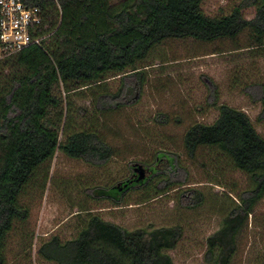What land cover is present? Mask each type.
I'll return each instance as SVG.
<instances>
[{
  "label": "rangeland",
  "instance_id": "374dc122",
  "mask_svg": "<svg viewBox=\"0 0 264 264\" xmlns=\"http://www.w3.org/2000/svg\"><path fill=\"white\" fill-rule=\"evenodd\" d=\"M243 1L203 0L201 10L219 18ZM254 15V7L242 8L245 20ZM135 68L141 73L140 87L128 70L87 88L56 90L63 99L61 129L95 130L113 154L106 163L91 165L56 151L38 168L19 195L27 217L16 221L4 240V264H55L39 257L40 245L54 236L74 239L92 215L127 231L176 228L180 237L167 251L172 264H208L206 241L237 209L249 179L214 148L201 147L189 159L183 135L193 124H212L218 107L227 105L244 112L264 139V120L259 119L264 39L258 44L249 29L235 39L209 43L166 39ZM99 95H109L104 104L97 102ZM112 95L121 97L112 100ZM134 165L151 169L144 185L154 184L160 175L170 179V188L147 198L145 186H135L122 192L117 204L100 195L101 189L119 187ZM196 194L201 202L193 204ZM230 264H264L262 204L242 221Z\"/></svg>",
  "mask_w": 264,
  "mask_h": 264
},
{
  "label": "trees",
  "instance_id": "16d2710c",
  "mask_svg": "<svg viewBox=\"0 0 264 264\" xmlns=\"http://www.w3.org/2000/svg\"><path fill=\"white\" fill-rule=\"evenodd\" d=\"M23 1L42 11L38 35L43 39L40 45L0 60V264H4L7 234L16 221L27 217L19 195L41 165L56 151L91 165L112 157L113 150L95 130L61 129L63 99L56 94L60 86L66 92L87 88L109 74L131 70L140 87L143 81L135 64L166 39L209 43L235 39L245 29L252 31L258 44L264 39V0H244L219 18L202 12L203 0ZM245 7L255 8L252 20L243 18ZM108 96L99 95L97 102L104 104ZM110 97L115 100L121 95ZM261 104L259 119L264 120V97ZM217 110L212 124L196 123L185 131L183 147L189 159L201 147L214 148L248 176L249 189L238 196L237 209L206 241V263L230 264L242 221L258 204L264 206V139L244 112L227 105ZM169 165L175 168L173 160ZM154 180L144 185L147 198L162 195L171 186L170 179L160 175ZM124 191L101 189L100 195L117 204ZM193 201L200 203V194ZM179 237L176 228L127 231L92 215L74 239L51 237L37 253L55 264H172L167 251Z\"/></svg>",
  "mask_w": 264,
  "mask_h": 264
},
{
  "label": "built area",
  "instance_id": "2783aa9c",
  "mask_svg": "<svg viewBox=\"0 0 264 264\" xmlns=\"http://www.w3.org/2000/svg\"><path fill=\"white\" fill-rule=\"evenodd\" d=\"M43 21V13L36 6L23 0H0V60L40 45L43 37L38 35V28Z\"/></svg>",
  "mask_w": 264,
  "mask_h": 264
},
{
  "label": "flooded vegetation",
  "instance_id": "af4514ba",
  "mask_svg": "<svg viewBox=\"0 0 264 264\" xmlns=\"http://www.w3.org/2000/svg\"><path fill=\"white\" fill-rule=\"evenodd\" d=\"M142 167H143L144 173H145L144 180L139 181V182L137 181L138 175L134 172V167L132 166L130 176L125 181H123L121 183V185L117 188H119V190L121 191L122 189L127 190V189L133 188L135 186H138L139 184L140 185L143 184V182H145V180L150 177L151 169H149L148 167H145V166H142Z\"/></svg>",
  "mask_w": 264,
  "mask_h": 264
},
{
  "label": "water",
  "instance_id": "95a60500",
  "mask_svg": "<svg viewBox=\"0 0 264 264\" xmlns=\"http://www.w3.org/2000/svg\"><path fill=\"white\" fill-rule=\"evenodd\" d=\"M134 172L138 175L137 181H142L145 178L144 169L141 165H134Z\"/></svg>",
  "mask_w": 264,
  "mask_h": 264
}]
</instances>
